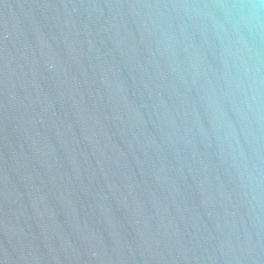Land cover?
Segmentation results:
<instances>
[{
  "label": "water",
  "instance_id": "obj_1",
  "mask_svg": "<svg viewBox=\"0 0 264 264\" xmlns=\"http://www.w3.org/2000/svg\"><path fill=\"white\" fill-rule=\"evenodd\" d=\"M0 264H264V0H0Z\"/></svg>",
  "mask_w": 264,
  "mask_h": 264
}]
</instances>
